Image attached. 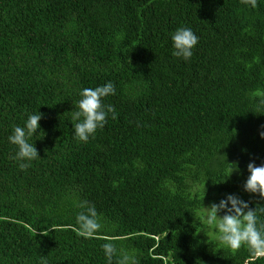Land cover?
<instances>
[{
	"label": "trees",
	"instance_id": "1",
	"mask_svg": "<svg viewBox=\"0 0 264 264\" xmlns=\"http://www.w3.org/2000/svg\"><path fill=\"white\" fill-rule=\"evenodd\" d=\"M180 27L199 38L187 61ZM108 82L117 118L79 141L80 92ZM259 94L264 0H0V264H109L105 237L135 264H264L198 220L229 194L264 207L243 187L264 164ZM40 113L39 156L12 159L14 127ZM82 201L103 225L92 238Z\"/></svg>",
	"mask_w": 264,
	"mask_h": 264
},
{
	"label": "clouds",
	"instance_id": "2",
	"mask_svg": "<svg viewBox=\"0 0 264 264\" xmlns=\"http://www.w3.org/2000/svg\"><path fill=\"white\" fill-rule=\"evenodd\" d=\"M242 3L251 4L255 7L257 0H242ZM175 57H182L185 61L192 55V49L198 43V36L187 27H180L172 34ZM115 94V87L112 82L93 88H83L80 92L81 99L77 102L78 110L73 112L74 135L82 142H87L90 135H93L97 128H102L107 119L108 113L116 119L117 114L113 106L104 105L102 98ZM264 95V94H259ZM264 103V100L261 101ZM41 113L30 114L23 127L15 126L13 133L8 137L10 143L17 146L18 151L12 159L18 161H31L39 154L34 144L28 142V138L37 132L40 127L39 121ZM264 138V132L260 133ZM29 163H20L21 169H26ZM250 175L244 184V190L250 193H259L264 199V164L256 166L254 162L247 165ZM229 204L231 205L229 207ZM78 207L82 209L76 216L78 225L77 234L84 238H92L102 228L100 216L94 205H89L87 201H82ZM247 209V211H245ZM221 210H225L224 215H218ZM264 213V207L249 208L247 202L234 194L227 195L226 199L219 203H213L205 207V212L198 219L200 223L215 230L216 239L225 247L232 250H239L242 246H247L254 258L264 257V223H259L257 212ZM196 217V216H195ZM197 219V218H196ZM101 247L112 264L114 256H117L116 264H135L134 254L123 249L119 250L111 242L110 238ZM41 264H47V260L42 258Z\"/></svg>",
	"mask_w": 264,
	"mask_h": 264
},
{
	"label": "rangeland",
	"instance_id": "3",
	"mask_svg": "<svg viewBox=\"0 0 264 264\" xmlns=\"http://www.w3.org/2000/svg\"><path fill=\"white\" fill-rule=\"evenodd\" d=\"M205 207H206V206H203V207H202V210H204V212H205ZM218 215H222V214L219 212ZM205 230H206V232H207V236H209V237L212 238V239H216V235H217V233L215 232V230H213V229H211V228H208V227H206Z\"/></svg>",
	"mask_w": 264,
	"mask_h": 264
}]
</instances>
